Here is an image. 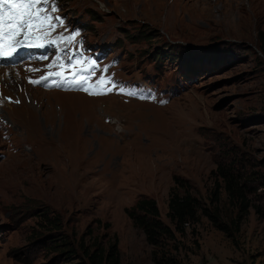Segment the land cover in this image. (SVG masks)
<instances>
[{"label": "rangeland", "instance_id": "374dc122", "mask_svg": "<svg viewBox=\"0 0 264 264\" xmlns=\"http://www.w3.org/2000/svg\"><path fill=\"white\" fill-rule=\"evenodd\" d=\"M56 8L49 37L103 49L117 79L147 81L167 100L51 94L53 63L0 66V264H89L82 244L115 239L120 264H155L161 251L126 210L152 198L173 228V178L207 204L218 165L235 162L264 209V0H57ZM45 75L49 82H29ZM15 109L38 120L26 124ZM220 200L228 214L224 190ZM167 251L179 264H264V220L251 208L234 244L201 217Z\"/></svg>", "mask_w": 264, "mask_h": 264}, {"label": "trees", "instance_id": "16d2710c", "mask_svg": "<svg viewBox=\"0 0 264 264\" xmlns=\"http://www.w3.org/2000/svg\"><path fill=\"white\" fill-rule=\"evenodd\" d=\"M258 38L261 53L264 55V31L259 32ZM237 167L235 162L217 166L216 172H213L214 187L207 204L193 194L187 180L175 176L167 212L173 228L162 221L157 203L152 198L141 197L126 210L133 226L143 232L146 242L161 251L162 256L156 258L155 264H179L178 260L169 256L168 244L175 240L176 233L184 235L188 228H192L193 231L201 217L207 218L216 230L222 232L234 244L251 208L258 218L264 220V209L258 204H253L248 198L250 182L246 176L238 172ZM221 190L225 191L230 206L228 214L220 206ZM92 233L93 231L89 232L88 236ZM80 249L82 257L89 264H120L116 239L106 246L95 241L91 245L82 244ZM66 251L69 254L68 258H71L74 251L71 249Z\"/></svg>", "mask_w": 264, "mask_h": 264}, {"label": "snow or ice", "instance_id": "6c2138e0", "mask_svg": "<svg viewBox=\"0 0 264 264\" xmlns=\"http://www.w3.org/2000/svg\"><path fill=\"white\" fill-rule=\"evenodd\" d=\"M49 0H18V2H11L8 0H0V57H11L18 48L23 46H36L44 47L45 43H56L54 39H47L51 35V31L54 30L55 25L51 23V17L48 12H55L57 9L52 7L50 10L39 7L41 3L47 4ZM60 18H56L59 22ZM38 35H33V32ZM63 40V37L60 38ZM69 39H72L71 37ZM43 40V43L38 41ZM52 67V65H49ZM95 64L90 63L88 70L94 69ZM49 75L61 76L58 73H49ZM48 77H41L37 81H29L30 83H41ZM61 79L63 77L61 76ZM55 83V82H54ZM112 83L109 79L101 76L95 85L89 87H83V83L80 85V90L87 92L89 95H104L108 94L115 88L113 84L112 88L104 89L102 86ZM50 86V85H46ZM58 86V85H56ZM123 92V89H120ZM128 95H136L133 92H129Z\"/></svg>", "mask_w": 264, "mask_h": 264}, {"label": "bare ground", "instance_id": "6f19581e", "mask_svg": "<svg viewBox=\"0 0 264 264\" xmlns=\"http://www.w3.org/2000/svg\"><path fill=\"white\" fill-rule=\"evenodd\" d=\"M0 68H3V67H0ZM13 68V67H11ZM18 68V67H16ZM18 69H21V68H18ZM4 78V77H3ZM6 79V78H5ZM15 78H13L12 80H14ZM0 88H1V91L4 92L6 89L4 86H2V84H0ZM48 92H52L51 94H53V92H58L56 90H52V91H48ZM69 100V98H68ZM133 100V99H132ZM70 102V100H69ZM136 102L139 104V105H143V104H148L147 102H142V101H137ZM72 103V102H71ZM14 111H18V110H14ZM18 116L22 119V121H24L26 124H30V125H34L35 124V121L38 120V115L35 114V113H31V114H26V113H22L21 111H18ZM175 117H178V115H175ZM6 123V122H5ZM35 129V128H34ZM33 133H36V131H32L30 133V136L34 135ZM36 135V134H35ZM13 158L12 160L9 162V164L13 165Z\"/></svg>", "mask_w": 264, "mask_h": 264}, {"label": "clouds", "instance_id": "9594fccd", "mask_svg": "<svg viewBox=\"0 0 264 264\" xmlns=\"http://www.w3.org/2000/svg\"><path fill=\"white\" fill-rule=\"evenodd\" d=\"M142 102H144V101H142ZM150 103V102H149ZM155 104V103H154Z\"/></svg>", "mask_w": 264, "mask_h": 264}]
</instances>
